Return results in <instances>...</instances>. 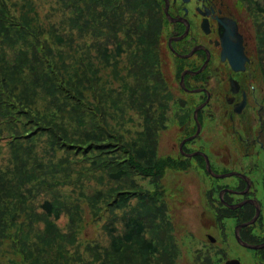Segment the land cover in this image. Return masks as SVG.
Masks as SVG:
<instances>
[{
  "label": "trees",
  "instance_id": "16d2710c",
  "mask_svg": "<svg viewBox=\"0 0 264 264\" xmlns=\"http://www.w3.org/2000/svg\"><path fill=\"white\" fill-rule=\"evenodd\" d=\"M63 1L77 11L74 27L85 32L91 26L96 35L105 36L106 46L97 48L99 57L104 66L115 64L112 71L119 84L102 83L92 59L77 74L67 72L69 64L60 65L54 48L46 47L32 4L21 5L27 7L17 16L9 0H0V153L4 145L10 151L8 166L0 167V242L8 241L14 254H22L17 261L11 259L15 264H70L85 208L96 218L129 208L123 231L111 227L110 245L90 247L93 259L77 254L79 260L175 264L179 249L169 223L159 216L167 212L162 180L167 169L178 166L173 156L160 155L158 146L171 119V101L178 99L164 71L160 21L151 16L140 21L126 12L121 0ZM135 7L129 3L130 11ZM123 53L128 57L122 73L117 61ZM261 62L264 87V49ZM41 93L50 97L52 110L42 108ZM128 110L141 118L139 128L111 124L109 115L119 121ZM58 153L61 157L55 160ZM95 173L108 191L99 188L88 194L84 186L66 182L80 181L86 174L89 180ZM139 178L154 188L144 187ZM68 183L73 192L58 189ZM43 192L50 197L40 203L41 211H34L31 196ZM63 216H68L66 229L58 223ZM40 223L43 228H38ZM34 228L40 232L32 239Z\"/></svg>",
  "mask_w": 264,
  "mask_h": 264
},
{
  "label": "flooded vegetation",
  "instance_id": "af4514ba",
  "mask_svg": "<svg viewBox=\"0 0 264 264\" xmlns=\"http://www.w3.org/2000/svg\"><path fill=\"white\" fill-rule=\"evenodd\" d=\"M150 1L162 15L169 75L183 93L195 98L193 110L175 112L188 115L176 118L184 124L174 164L188 170L195 159L212 178L199 218L202 245L192 253L193 264H264V87L255 30L264 20V0ZM202 103L197 120L194 111ZM198 122L199 135L185 142L182 152L180 143L196 133ZM214 132L217 142L210 136ZM195 152L208 155L215 174H235H210L203 155H186ZM256 216L239 229L246 246L238 241L236 229ZM228 238L248 256L226 254Z\"/></svg>",
  "mask_w": 264,
  "mask_h": 264
},
{
  "label": "rangeland",
  "instance_id": "374dc122",
  "mask_svg": "<svg viewBox=\"0 0 264 264\" xmlns=\"http://www.w3.org/2000/svg\"><path fill=\"white\" fill-rule=\"evenodd\" d=\"M124 9L128 14L134 13L139 17L141 21L145 18L153 17L156 21H160L162 34V15H160V10L152 5L150 0H121ZM135 3L136 7L132 8L130 11L129 3ZM10 4L14 5L15 14L19 16L27 6H23L25 3H31L34 7V12L36 16V22L42 28L43 33L41 37L44 38L52 48H54V57L59 59L60 65L64 66L69 64V70L67 72L72 74H77L80 70L79 67H83L82 63H85L88 59H92L98 68V72L101 75L102 83L107 82L109 86H117L119 80L114 78L113 69H115V64L111 66H104L101 61L102 58L99 56V51L97 48L100 46V50H103L106 46L105 36L94 33V29L90 26L85 32H82L80 26L74 27L73 17L76 15L77 11L74 7L68 6V2L63 0H9ZM150 3V4H149ZM156 15V16H154ZM257 24V42L260 48L261 54L258 55L261 60L263 49H264V20ZM60 38L62 40L60 41ZM163 38V36H162ZM46 47L42 50L46 51ZM109 50L114 48V45L109 43ZM90 54L92 57H90ZM164 58L165 68L164 71L168 75L169 79V89L173 96H175L177 102L174 104V99L171 101L169 108L170 121L167 123L168 127L164 129L161 133V139L158 146V151L160 155H171L177 156L178 151L175 146L179 142V131L180 125L184 123L177 121L176 118L181 120L187 117V113H181L180 117L175 113L177 110H193L195 105L192 102L195 101L193 96H188L183 93L177 85V82L169 75V62H171L167 53ZM11 60L16 59L15 54H10ZM128 53H123L119 57L117 64L119 69L123 73L125 65H127ZM262 63L259 64V70L262 72ZM261 75V74H260ZM92 78V77H91ZM77 81L78 78L76 77ZM262 79V75H261ZM258 81L260 77L258 74ZM263 83V79H262ZM87 95H91V91H85ZM39 103L45 111H50L53 109L54 105L50 104V97L46 98L44 93H41L38 98ZM184 104V105H181ZM132 116V119H128ZM181 118V119H180ZM109 120L112 125L120 127L123 122L126 129L135 130L140 127L142 121L141 118L136 116V112L133 110H128L125 117L118 121L115 115H109ZM187 121V120H185ZM186 126L191 125L190 122H186ZM188 130V128H186ZM212 131L209 129V132ZM212 139L217 142L219 138L216 132L210 135ZM41 153H44L42 147L39 148ZM10 151L6 145L3 147V152L0 153V167L8 166ZM61 157V153H58L55 160ZM197 160L191 161V167L186 169H181L180 167H171L167 169L166 175L162 180V185L165 187V197L164 200L167 203V212L164 217L159 218L162 222H168L169 228L172 230L173 237L177 243L179 249V255L175 259V264H193L192 253L195 249L202 245L201 233L202 229L199 228V218L202 213L203 208L206 206V192L212 184V178L207 176L199 167ZM179 168V169H177ZM188 168V167H187ZM85 171V170H83ZM62 174V173H59ZM75 175V172H73ZM100 173H95L87 180L86 176L80 181H72L66 179V182L74 183L70 185H60L59 190L62 192H73L72 187H76V184L84 186L83 189L88 191V194H93L99 188H104V191H108V186L103 184L99 180ZM57 176H54L55 178ZM139 181L148 189H153V185L148 179L139 178ZM90 184V185H88ZM72 186V187H71ZM50 197V192H43L36 196H31L33 201V209L41 211L40 203L45 199ZM85 207V204L83 205ZM128 209H120L116 213H109L100 218L93 216L89 208H85L83 213L82 228L78 235V241L74 248H71L69 257L71 258L70 264H83V260H79L77 254L81 255L85 260H91L94 257L93 252L90 247L98 246L108 247L111 243L110 229L115 226L120 233L123 231L124 223L123 217L128 213ZM163 218V219H162ZM58 223L60 227L66 229L68 223V216H63ZM158 226V222L156 223ZM39 227H44V223H40ZM34 228L31 233V238H35V233L40 232V229ZM150 236V233H147ZM14 248L10 247L8 241L0 242V264H15L16 262H11V259L18 260L22 254L16 255L13 253ZM223 251L226 254L234 255L238 253L241 257H247L248 253L246 250L239 248V246L228 238L225 242ZM62 264H68L64 260H61ZM19 264V263H17Z\"/></svg>",
  "mask_w": 264,
  "mask_h": 264
},
{
  "label": "water",
  "instance_id": "95a60500",
  "mask_svg": "<svg viewBox=\"0 0 264 264\" xmlns=\"http://www.w3.org/2000/svg\"><path fill=\"white\" fill-rule=\"evenodd\" d=\"M185 74H186V72L184 71V72L182 73V80H181V84H182V86H183L184 88H185V85H184V82H183V81H184V75H185ZM204 105H205V103H202V104L198 105V106L195 108V111H194V117H195L197 120H198V112H199V110H200ZM200 130H201V124L198 122V128H197L196 133H195L194 135H192V136H190V137L184 139V140L180 143V149H181L182 152H184V150H183V145H184V143L187 142V141H190V140L195 139V138L199 135ZM198 154H201V155H203V156L205 157V159H206V164H207V169H208V171L210 172V174H212V175H214V176H216V177H226V176H230V175L235 174V173L220 174V175H219V174H215L214 171H213V169H212V167H211V165H210L209 157H208V155L205 154V153H202V152H195V153H188V154H186V155H187L188 157H193V156L198 155ZM256 218H257V216H256L253 220H251V221H249V222H247V223H244V224L240 225V226L237 227V229H236V233H237L236 236H237L238 241H240L241 243H243V244L246 245V246H248V244L242 241V239H241V237H240V235H239V229H240L241 227H243V226H246V225L252 224L253 222H255ZM250 246H251V245H250ZM251 247H253V248H258V246H251ZM233 262H234L233 260H232V261H228L227 264H232Z\"/></svg>",
  "mask_w": 264,
  "mask_h": 264
}]
</instances>
